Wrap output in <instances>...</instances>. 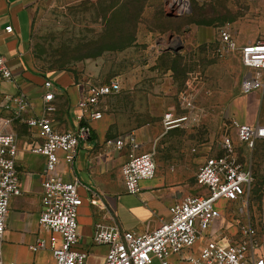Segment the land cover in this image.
Masks as SVG:
<instances>
[{"label": "rangeland", "instance_id": "obj_1", "mask_svg": "<svg viewBox=\"0 0 264 264\" xmlns=\"http://www.w3.org/2000/svg\"><path fill=\"white\" fill-rule=\"evenodd\" d=\"M170 1L36 0L33 66L85 85L118 80L121 90L104 102L106 113L137 130L139 152H154L158 170L186 163L192 195L204 193L198 169L222 154L224 136L231 137L238 160L251 161L254 173L244 219L261 230L264 139L247 149L232 121L264 125V89L245 95L239 89L247 71L240 48L264 40V0H188L182 14L169 8ZM222 28L232 34L233 49L224 48ZM168 115L187 119L168 125ZM222 210L220 226L237 234L243 216L232 202Z\"/></svg>", "mask_w": 264, "mask_h": 264}, {"label": "built area", "instance_id": "obj_2", "mask_svg": "<svg viewBox=\"0 0 264 264\" xmlns=\"http://www.w3.org/2000/svg\"><path fill=\"white\" fill-rule=\"evenodd\" d=\"M169 8L182 14L189 10L188 0H171ZM12 32L13 26L5 27ZM226 50L235 47L232 34L220 31ZM240 57L247 71L240 82V92L250 94L264 89V40L251 42L240 48ZM13 80L8 61L0 51V81ZM45 93L41 113L27 115L34 109L25 93L5 94L0 104V264H37L34 261L7 260L3 240L10 212V201L22 193L17 170L18 139L13 129L21 121L40 141L30 151L45 157L42 181L40 235L30 245L34 253L49 251L54 264H90L88 250L80 244L78 208L82 205L78 179L64 180L59 175L62 163L73 166L80 144L91 135V124L103 118L101 106L108 97L120 92L118 80L85 85L82 96L74 108L73 127L60 131L55 128L51 114L54 104V81L45 78ZM187 119L171 120L166 124ZM172 125L170 127H173ZM232 126L237 139L253 150L258 140L264 139V125L234 119ZM130 147L128 159L122 165L125 190L136 194L140 183L155 177L157 164L154 152H139L141 147L134 133L115 139V147ZM223 153L210 156L196 172V182L203 194L188 195L170 207V218L145 232L125 230L121 227L112 205L104 194L91 190L90 203L110 210L109 221H97L93 229V242L105 244L108 251L103 264H149L158 258L161 264H173L171 257L186 252L184 264H264V220L259 230L248 219L253 184L252 162L238 160L232 138L224 136ZM234 203L235 213L243 216L237 234L230 235L220 226L223 205ZM198 245V247H196Z\"/></svg>", "mask_w": 264, "mask_h": 264}, {"label": "crops", "instance_id": "obj_3", "mask_svg": "<svg viewBox=\"0 0 264 264\" xmlns=\"http://www.w3.org/2000/svg\"><path fill=\"white\" fill-rule=\"evenodd\" d=\"M34 2L36 0H0V51L6 57L13 74V80L0 81V104L5 94L25 93L34 106L27 115L41 113L45 93L43 82L50 77L54 81L56 107L51 117L55 128L65 131L73 127L74 108L82 96L85 84L73 82L66 74L47 75L34 68L30 52ZM8 25L13 26L10 33L5 30ZM106 108L104 103L101 106L103 118L91 124V135L81 142L73 166L66 163L59 166V175L64 180L78 179L81 183L79 192L82 205L78 208L80 244L88 250L90 264H103L108 251L107 245L93 242L94 224L110 219L109 208L103 210L91 205V190L106 196L123 229L136 232L152 230L168 220L170 207L185 196L192 195L190 175L183 169L186 165L183 162L166 171L157 169L154 178L140 183V191L136 194L125 190L121 169L128 159L130 147L126 144L124 148L117 149L115 139L128 133L135 134L137 130L132 126L126 127L114 113L107 114ZM241 121L247 122L245 118ZM13 129L18 139L16 165L22 193L10 201L3 240L5 258L9 261L54 264L49 251L34 253L29 248L41 233L39 214L45 157L30 151L40 140L21 121H16ZM185 255L186 252L172 256V263L184 264L181 258ZM149 264L161 262L153 258Z\"/></svg>", "mask_w": 264, "mask_h": 264}]
</instances>
